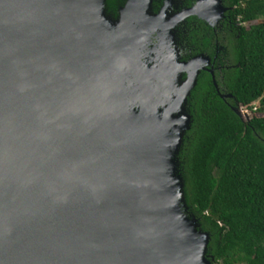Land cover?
<instances>
[{
  "label": "water",
  "instance_id": "obj_1",
  "mask_svg": "<svg viewBox=\"0 0 264 264\" xmlns=\"http://www.w3.org/2000/svg\"><path fill=\"white\" fill-rule=\"evenodd\" d=\"M151 1L0 0V264H213L179 170L207 59L142 61Z\"/></svg>",
  "mask_w": 264,
  "mask_h": 264
},
{
  "label": "trees",
  "instance_id": "obj_2",
  "mask_svg": "<svg viewBox=\"0 0 264 264\" xmlns=\"http://www.w3.org/2000/svg\"><path fill=\"white\" fill-rule=\"evenodd\" d=\"M233 5L234 21L250 25L233 36L234 67L227 76L233 108L198 80L179 170L188 214L211 234L213 264H264V0ZM238 104L251 111L250 122L236 114Z\"/></svg>",
  "mask_w": 264,
  "mask_h": 264
},
{
  "label": "flooded vegetation",
  "instance_id": "obj_3",
  "mask_svg": "<svg viewBox=\"0 0 264 264\" xmlns=\"http://www.w3.org/2000/svg\"><path fill=\"white\" fill-rule=\"evenodd\" d=\"M127 1L109 0V13L114 14L118 21L121 8ZM197 6L204 7L210 14V20L197 15L185 16ZM236 8L233 0H152L149 11L143 15L154 18L156 22L151 26L142 61L149 66H162L165 59L190 62L203 56L207 60L199 75L200 82L209 87L214 98L218 97L225 105L233 108V95L227 85L228 72L234 67L233 36L236 30L238 34L241 33L240 27H250L241 22L240 18L234 21ZM186 78L187 74L184 73L182 80ZM188 110L191 115L196 113L192 100Z\"/></svg>",
  "mask_w": 264,
  "mask_h": 264
},
{
  "label": "rangeland",
  "instance_id": "obj_4",
  "mask_svg": "<svg viewBox=\"0 0 264 264\" xmlns=\"http://www.w3.org/2000/svg\"><path fill=\"white\" fill-rule=\"evenodd\" d=\"M247 26H250L249 24ZM257 103H255L254 105H256ZM240 107L242 108V110L248 114V115H252L251 111L247 108V107H243L242 105H240Z\"/></svg>",
  "mask_w": 264,
  "mask_h": 264
}]
</instances>
